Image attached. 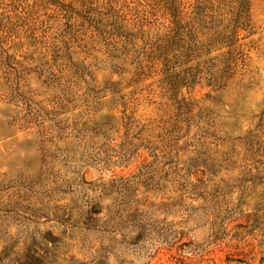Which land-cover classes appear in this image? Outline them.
I'll list each match as a JSON object with an SVG mask.
<instances>
[{
    "label": "rangeland",
    "instance_id": "1",
    "mask_svg": "<svg viewBox=\"0 0 264 264\" xmlns=\"http://www.w3.org/2000/svg\"><path fill=\"white\" fill-rule=\"evenodd\" d=\"M0 264H264V0H0Z\"/></svg>",
    "mask_w": 264,
    "mask_h": 264
},
{
    "label": "trees",
    "instance_id": "2",
    "mask_svg": "<svg viewBox=\"0 0 264 264\" xmlns=\"http://www.w3.org/2000/svg\"><path fill=\"white\" fill-rule=\"evenodd\" d=\"M204 7H205V5L204 4H198V5H196V10H198V11H200V10H203L204 9ZM199 13V12H198Z\"/></svg>",
    "mask_w": 264,
    "mask_h": 264
}]
</instances>
